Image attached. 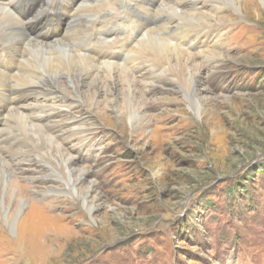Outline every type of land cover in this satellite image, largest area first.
I'll use <instances>...</instances> for the list:
<instances>
[{
	"label": "rangeland",
	"instance_id": "1",
	"mask_svg": "<svg viewBox=\"0 0 264 264\" xmlns=\"http://www.w3.org/2000/svg\"><path fill=\"white\" fill-rule=\"evenodd\" d=\"M68 1L26 0L17 11L34 15L46 9V19L54 23L31 22L26 39L44 43V36L54 33L48 30L56 27L60 36L49 43H70L64 34L81 21L79 27L89 35L76 32L79 53L119 63L120 51L129 55L135 40L143 37L142 28H134L138 22L159 26L160 36L171 43L178 38L180 47L194 55L202 71L198 86L208 90L195 107L161 69L153 76L144 58L143 67L130 63L146 107V119L132 125L117 120L111 104L103 109L72 101L71 87L67 97L55 85L52 91L43 85L45 91L33 88L44 109L36 107L39 103L36 111L30 107L26 120L42 127L91 174L75 185L79 192L68 193L64 182L44 178L47 167L39 151L11 154L1 149L17 178V198L9 199L14 231L5 220L0 222V264H264V2L248 6V0H236L237 13L213 0H141L140 5L137 0H77L71 6ZM6 2L0 0V8L14 17ZM126 5L137 6V11ZM77 11L81 18L75 21ZM187 14L197 23L184 20ZM131 17L135 23L129 26ZM168 20L172 29L163 28ZM93 21L99 23L96 28ZM184 25L210 34L184 42V35L175 31ZM5 31L1 26L3 55L10 52ZM20 32L27 31L22 26ZM27 45L13 48V54ZM2 62L0 57L2 72L15 73V62ZM97 71L106 73L104 68ZM10 91L1 86L0 110L10 107L3 95ZM9 120L7 126L0 122V139L14 146L30 144L19 121ZM91 179L94 188L85 189Z\"/></svg>",
	"mask_w": 264,
	"mask_h": 264
},
{
	"label": "bare ground",
	"instance_id": "2",
	"mask_svg": "<svg viewBox=\"0 0 264 264\" xmlns=\"http://www.w3.org/2000/svg\"><path fill=\"white\" fill-rule=\"evenodd\" d=\"M75 1L77 0H69L67 5L71 6L72 4H74ZM140 1L141 0H137V4H139ZM262 1L264 2V0ZM213 2L216 6L226 5L234 12L240 13L239 6L236 0H213ZM254 2L255 0H248L247 4L248 6H252L254 5ZM25 3H27L26 0H9L7 5L11 7L10 9L15 12L14 17H12L4 9L0 8V14L4 16L3 18L2 16H0V27L4 25L6 27V31L3 35V39L5 42L9 41L8 45L10 46V48L8 50L11 52V53L6 52L4 55L2 52L0 53L1 60L3 59L2 64L5 65L11 61V63L15 62L17 66L15 73L11 75L6 74L0 70V88L1 86H7L11 90L10 92L3 94L8 99L11 108L9 107L8 109L0 110V119H1L0 122L3 123L4 126H7L10 123L9 119L18 120L20 123L19 129L24 131L25 135L31 136V138H29L30 144L24 142L23 144L20 143L14 146L12 143L4 142L5 140L3 141V139H0V150L3 149L11 154L21 150H22L21 152H26L24 151V149H28L27 152L29 153L33 152V154H35V150L39 151L38 157L43 160V165L47 167V171L44 174V178H50L51 181L57 179L58 181L64 182L65 186L67 187L66 190L68 191V193H71V191H74V193L79 192V188H76L75 185L83 179L86 178L89 179L88 176L91 174L90 173L91 171L89 170V167L79 166V164L77 163V159L75 158L76 156L74 157L72 155H69L61 144L57 143L50 135L45 133L42 127L33 125L32 123L26 120L27 117L32 113L30 111V107L34 108V106L40 102L39 96L33 97V94L35 92H38L36 89L33 88H35L36 86L43 88L42 87L43 85L48 87V90L52 91L54 90L53 86L55 85L57 86L56 87L57 90H60L63 94L66 95L67 87L69 88L71 87V92L73 93L72 97L74 98V100L72 101H79L83 105L86 102H89L92 107L99 106L102 108L107 107L106 104H111V106L109 105L110 106L109 109L114 113V117L117 120L129 121L132 125L134 124L139 125L142 120L146 119V115H145L146 112H144L145 111L144 109L146 107L144 105L145 98L142 96L140 92L141 89L139 90L138 88H136L137 78L131 73L130 70L131 68L127 67L130 63L136 62L137 63L136 65H138L137 67L140 66L143 67L142 61L144 58L145 61L150 63L151 75L153 74L155 75L156 71L161 69L162 75L166 74V76L167 75L171 76V78H168V82L171 85H174L176 88H178L177 90H181L184 93L187 100H189L195 107L199 106L198 104L199 95L208 90L205 86L202 87L198 86V82L200 83L199 76H201L202 71L200 70V68L198 69L199 64L195 62L194 55L191 52L189 53L188 51L180 47V43L179 44L177 43L179 42L178 38L174 39L177 42L171 43L170 41L166 40L164 37L160 36L157 32V28L159 26L150 27L145 24L141 25L138 22V25L134 26V28L140 26L142 28L140 34L143 37L141 39L139 38L135 40L134 45H132L129 49L128 52L129 55L124 56L122 50L118 55L123 56L124 60L122 59V61H119V63L111 62V61L102 62V61H97L96 58L91 55H85L83 53L82 54L79 53V48L74 43L76 32H78L81 35L86 34L85 37H88L89 35L88 29H84L83 25L79 27L81 21L78 23L75 22V24L72 27L73 28L72 33H69L68 35H66V33L64 34V36L67 39V42H70L71 44L63 43L61 41L56 43L54 42L49 43L50 41H52V39L55 36L56 37L60 36L58 35L60 30L59 28L56 27L52 28L51 30H48L51 32L54 31V33H51L50 34L51 36L49 34L44 36L42 40L44 41V43L34 41L33 39L29 40L30 37L26 39L25 35H30L29 28L31 27L30 25L31 22L38 20L39 22L37 21L36 23L39 24L41 22L43 25L45 24L53 25L54 23H51L50 20L46 19L50 12L46 9L45 10L41 9L40 11L38 10V12L34 15H32L33 13L31 14V11L29 10H25L23 12L17 11ZM126 6H128L130 10L133 12L137 11V6L135 5L134 6L126 5ZM161 7L164 8L163 5ZM168 9L169 8H166V10ZM147 10L149 9L147 8ZM57 11L58 8L56 10L55 9L52 10V13L53 14L55 13L54 15L51 13L52 17L53 16L56 17V15H58ZM185 13H183V16L185 15ZM126 14L128 16L130 13H126ZM142 14H146V12H143ZM160 14L162 15L163 13ZM161 15L160 16L158 15L157 19H161L162 18ZM192 16L193 15L187 14L183 18L188 22H196L197 20ZM74 17H75V21L81 18V16H79L78 11L76 14H74ZM144 19L149 20L150 17H148L147 15ZM53 20L55 21V19ZM134 20L135 19H133V21L127 20L126 22L130 26L132 23H135ZM170 22L171 21L168 20L163 26V28L166 27L168 29H172ZM207 22L209 23V21ZM198 23H200V21ZM98 25L99 23L97 21H93L92 23L93 28H96ZM22 26L26 29L27 32L25 33L20 32ZM13 27L16 28L17 31L14 30ZM189 27L191 26L184 25L182 30H180L178 26H176L175 28V31L181 33V35H184L182 37L184 39V40L182 39L184 42H188L189 40H191L192 37L196 35L200 37L201 35H205L206 33L210 34V31H206L205 29H203V27H198L194 29V31H192L193 29L190 30ZM14 31H16L17 35L15 34ZM14 37L16 38L15 42H13ZM10 42L13 43L10 44ZM24 42L27 43L28 45L26 47L27 49L26 48L21 49L23 54L21 52H17V55L13 54V48L22 45ZM68 45L71 46L72 48L69 47ZM100 68L105 69L106 71L105 75L102 74L100 71L95 72L96 69L100 70ZM9 77L13 78V82L9 81L10 80L8 79ZM141 77L140 79H142ZM42 90L45 91L44 88ZM44 91H41V94H45L46 92ZM68 96L71 95L68 93ZM55 97L57 98V96ZM65 97H67V95ZM20 98L22 100V103L20 101ZM30 98H34V101L29 102ZM72 101L70 100L71 103H67L66 106L67 107L72 106L73 104ZM17 104L19 105L16 106ZM41 105L42 104L39 103L36 107L42 108L43 110L44 106ZM34 110L36 111L35 108ZM49 117L47 119H49ZM40 122L42 121L40 120ZM30 178H34V177L30 176ZM16 182H17V178L15 174L12 172L11 166L4 158V156H1L0 153V222L5 220V223L7 225L6 228L8 227L9 231L11 230V232L12 230L14 231L12 220H10V217L12 215L11 213L13 210H10L9 207L11 206V202H10L11 196L17 198ZM87 183L88 184L85 189L88 190H92L96 184L95 181L92 179L87 180ZM49 187L50 185H48L47 188ZM49 189L52 192L61 193L62 191V190H58V188H49ZM82 196L84 197V195ZM24 201L25 200L22 199V202ZM86 206L89 207L90 210L94 208V206H92L88 202H86ZM37 228H41V226L38 225ZM24 231L25 230H23V232Z\"/></svg>",
	"mask_w": 264,
	"mask_h": 264
}]
</instances>
